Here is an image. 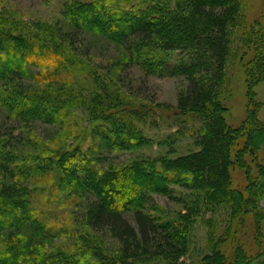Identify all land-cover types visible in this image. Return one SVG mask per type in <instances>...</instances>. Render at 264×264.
<instances>
[{
	"label": "trees",
	"instance_id": "16d2710c",
	"mask_svg": "<svg viewBox=\"0 0 264 264\" xmlns=\"http://www.w3.org/2000/svg\"><path fill=\"white\" fill-rule=\"evenodd\" d=\"M243 6V0H176L174 6L75 1L62 12L64 30L22 22L0 5V264H182L199 218L207 227L208 251L196 264H264L253 252L245 253L252 257L246 263L240 252L260 241L264 224V122L252 90L264 82V19L248 23ZM80 33L116 45L121 52L117 69L137 65L146 74L183 76L187 85L176 105L125 101L116 78L95 65L86 66L83 80H91L90 86L73 81L83 70L77 63L88 56L73 48L81 42ZM157 49L177 50L189 62L180 58L162 72L165 58ZM249 50L252 55L243 62ZM240 52L250 98L244 121L232 128L222 87L228 82L229 58ZM161 115L176 127L174 138L187 134L199 150L176 158H139L121 167L108 158L150 142L143 127L156 126ZM248 121L257 132L247 138ZM32 123L78 130L68 145L51 150L39 144L51 136L38 137ZM235 133L246 141V149L240 146L236 155ZM236 162L251 180L242 196L233 186ZM172 184L189 193L174 198ZM154 195L176 199L182 210L164 217ZM58 209L67 220H59ZM218 211L223 213L219 223L204 218ZM66 223L107 231L119 243V255L59 247L55 240L70 232ZM70 237L85 242L81 234Z\"/></svg>",
	"mask_w": 264,
	"mask_h": 264
},
{
	"label": "rangeland",
	"instance_id": "374dc122",
	"mask_svg": "<svg viewBox=\"0 0 264 264\" xmlns=\"http://www.w3.org/2000/svg\"><path fill=\"white\" fill-rule=\"evenodd\" d=\"M75 1L84 2L91 0H0V5L5 7V9H8L12 17L19 19L22 22H28L31 25H34L36 22L42 24L47 23L48 26L54 24L57 26L56 28H60V26H63L64 22V18L62 16L64 7L66 6V4L69 5V3ZM145 1L167 2L170 4V6H174L176 2V0ZM243 1L244 16L246 17V21L248 23H252L256 20L261 21L264 19V0ZM101 24L102 26L109 27V24L107 22L103 21ZM63 29L68 30L67 26H63ZM79 36V38H81V42L78 41L76 45H73V48H77L79 53H86L88 54V56H85L84 58L82 57V55H79L82 58L80 59L81 63H77V66L83 70L77 71L76 75L73 78V81H76L82 84L83 86H90L91 80H83L85 77H87L88 74L86 66L91 67L92 65H95V67L100 68L99 70L102 71V73H111L110 75L107 74L106 77L110 78L112 76L116 78L118 82H116L115 84L121 88L120 93L123 95L125 101L136 104L144 103L147 105L158 107L176 105L178 95L185 90V87L187 85V82L183 76L171 77L165 75L159 76L157 74H146L144 70L137 65L124 66V64H122L123 67L117 69L118 67L115 65V60L117 58H120L121 52L116 45L92 33L83 35L82 33H80ZM238 44L239 43H237V45ZM237 45H235V47ZM32 50V52L35 51L34 48ZM147 51H153V49L151 47H145V52ZM157 51L160 52L161 50L159 51V49H157ZM160 53L165 58V61L163 62V67L161 69L162 72H167V68L170 65H173L178 62L180 58H184L183 63L185 64L189 62L186 57H181L180 52L177 50L169 52L161 51ZM242 55L243 52H240L238 58L234 56L229 58L227 62L228 82L225 83L222 87V90L225 94V96L222 97V103L228 108L226 121L228 125L232 128L240 126L241 123L244 121V118L247 115V103L250 98V96H248L250 90L248 85V79L246 77L245 70L242 68L239 62V58ZM251 55L252 51H247V55L243 59V62L249 59ZM166 57L168 58L166 59ZM28 58L34 57L29 54ZM82 63L85 66H83ZM32 69L35 71L38 70L37 67H33ZM115 69L119 71L115 72ZM106 84L109 85V87L112 89L116 88L115 85L111 84L110 82H106ZM252 90L254 91L255 95L254 101H256V103H260L258 117L264 122V82L256 83ZM72 112L73 116L81 117L78 111L73 110ZM157 113L159 114L158 111ZM170 123L171 121L166 120L161 115L160 119L158 118L156 126L151 127L149 124H147L143 127L145 135L149 138L150 142L130 150L112 152L110 153L111 155L108 158L113 159V163L116 166L121 167L124 164L139 158H149L151 160L160 159L164 157L176 158L179 156L188 155L189 153L199 150V148L194 145L193 139L187 134H180L177 138H174L173 134L176 130V127H174V125ZM246 126V130L250 132V134L247 135V138L251 134L255 135V133L257 132L255 125H253L252 123L250 124V122L248 121ZM30 127L33 128V130H36L37 134L41 135L38 137H46V135L51 136L50 138L39 142L40 145L44 144L47 146V148H50L51 150H54L58 145H68V143L73 140V136L76 135V133H74L75 130H78L77 126H72L71 128H68V126L66 125L63 126V128L65 129L61 130L59 129L58 125H49L43 123H32ZM231 136L233 137V140L231 141L233 143L234 148L233 154L236 155V150H238L240 146H243L244 148V146L246 145V141H244V139L242 140L244 135L235 133ZM74 141L76 142L77 138ZM242 153L247 155L248 151L243 150ZM248 164L251 166L250 162ZM249 169V173H251L250 171L254 170L252 169V167ZM244 170V168L239 167V165H237V162L231 167L233 186L240 191V196H242L243 193L246 194L247 190L245 187L247 186L249 181H251L247 179L246 174L248 172L245 173ZM171 188L172 195L174 198H181L184 197L185 194L189 193V190H186L185 188L176 184H172ZM108 197L109 199H112L113 196L109 194ZM245 197H247V195H245ZM154 200L157 206L163 211V213H160L163 214L164 217L172 216L175 212L182 210V207L180 206L179 202L176 201V199H172L171 197L163 195H154ZM260 204L263 206L262 208H264L263 199L260 200ZM55 214L59 216V220L61 217L62 220H67L66 214H64L63 209H58ZM217 214L211 215V213L207 212L204 215V218L207 219L209 217H213L215 222L219 223V221H221V216H223V213L222 211H218ZM67 227V231L70 232L66 233H68L69 235H64L62 233V235L55 240V244H58L59 247H84L91 252L95 251L96 249H99L107 257H116L119 255V243L114 238H112L107 231H94L91 228L85 226L84 224L78 226L69 223V225L67 224ZM206 233L207 227L202 222V219H197L196 223L193 226L190 250L188 254L183 258L182 264H196L201 260L202 256L207 253L208 248L206 247ZM79 234L85 236V242L81 243L70 239V235L73 237ZM260 235L261 237L259 238V244H255L254 247H248V249H241L240 252L244 254L243 261H245L246 263L247 260L249 261L250 259H252V257L250 256H248L249 259L246 258V252H253L255 253V255L257 254L256 256H254L257 259L264 258V224L261 226ZM253 237L255 238V236ZM250 238V233H248L245 239L247 241L249 240L251 244L252 241L250 240ZM222 251L227 253L225 247H223ZM228 255L231 256L232 254ZM228 263L234 264L232 260H229Z\"/></svg>",
	"mask_w": 264,
	"mask_h": 264
}]
</instances>
